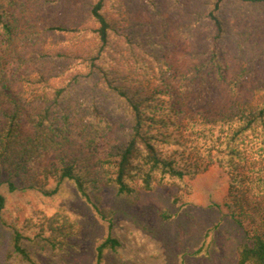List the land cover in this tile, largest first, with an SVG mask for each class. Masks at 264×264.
<instances>
[{
  "label": "trees",
  "instance_id": "1",
  "mask_svg": "<svg viewBox=\"0 0 264 264\" xmlns=\"http://www.w3.org/2000/svg\"><path fill=\"white\" fill-rule=\"evenodd\" d=\"M213 164L236 264H264V0H0V171L46 206L8 221L0 192L6 264H67L77 200L110 228L105 187L134 200Z\"/></svg>",
  "mask_w": 264,
  "mask_h": 264
},
{
  "label": "rangeland",
  "instance_id": "2",
  "mask_svg": "<svg viewBox=\"0 0 264 264\" xmlns=\"http://www.w3.org/2000/svg\"><path fill=\"white\" fill-rule=\"evenodd\" d=\"M228 188L229 176L217 164L186 177L181 189L157 187L141 191L134 200L119 198L105 187L101 203L112 209L110 228L107 221L77 200L78 217L72 215L71 219H76L74 225L80 234L68 240L67 264H92L94 247L108 232L121 245L105 254V264H236L235 247L242 240L243 229L228 215ZM0 192L6 196L3 217L8 221L24 224L34 214L32 209H46L30 193L8 191L2 171ZM176 195L179 199L173 203ZM163 211L171 214L168 219L161 216ZM7 240L8 234L0 225V264H6L3 254Z\"/></svg>",
  "mask_w": 264,
  "mask_h": 264
}]
</instances>
